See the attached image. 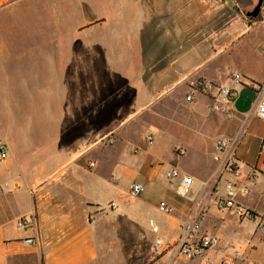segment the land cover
<instances>
[{
  "label": "crops",
  "instance_id": "obj_1",
  "mask_svg": "<svg viewBox=\"0 0 264 264\" xmlns=\"http://www.w3.org/2000/svg\"><path fill=\"white\" fill-rule=\"evenodd\" d=\"M43 1L0 0V141L9 150L8 158L0 160V264H149L158 255L156 240L174 241L183 224L202 212L203 232L218 235L221 249L238 250L264 264L256 258L257 252H264V233L252 221L220 209L218 193V184L226 186L232 178L223 169L225 161L238 160L243 177L255 168L260 175L243 202L264 216V120L258 116V103L226 117L211 111L206 96L187 103L182 93L195 76L226 84L232 70L240 71L248 83L264 82V69L256 74L254 56L256 36H264V0L173 3L176 12L193 22L203 17L211 24L202 35L191 23L183 34L175 25V32L165 35L163 29L155 35L161 46L146 44L140 60L149 75L143 81L149 97L136 106L130 102L126 123L95 139L86 136L85 124L79 125L83 106L70 107L51 87L37 92L33 54L20 49L19 17ZM246 89L256 95L251 85L242 92ZM237 104L238 99L234 107ZM183 113L195 124L190 137L201 143L206 136L210 154L209 160L191 169L181 165L190 148L188 135L162 127L166 121L177 122ZM141 122L162 123L148 131L155 134L154 144L133 141L135 125ZM219 138H228L231 145L215 161ZM167 153L171 162L165 160ZM127 165L136 171L130 172ZM171 168L193 177L186 196L177 190L181 179L167 181L165 172ZM134 183L144 187L137 197L130 192ZM163 201L174 209L172 214L159 211ZM152 211L159 218H153ZM22 218L28 224L20 228L17 222ZM151 222L159 233L152 231ZM220 255L207 253L202 258L213 261ZM175 257L187 261L171 251L153 264H176Z\"/></svg>",
  "mask_w": 264,
  "mask_h": 264
},
{
  "label": "rangeland",
  "instance_id": "obj_2",
  "mask_svg": "<svg viewBox=\"0 0 264 264\" xmlns=\"http://www.w3.org/2000/svg\"><path fill=\"white\" fill-rule=\"evenodd\" d=\"M186 1L45 0L33 5L26 17H19V33L20 49L33 54L37 92L43 87H51L54 92L68 99L70 107L83 106L82 116L78 117L79 125L85 124L86 136L95 139L107 135L110 130L124 123V115L131 106L130 102L133 101V106H136L149 97L143 91V81L149 75L143 70L140 61L146 44L155 46L159 41L154 40V37L157 38L155 35L161 34L163 29L162 34L175 32L172 31L175 25H180L183 34L191 23L195 32L202 35L211 24L203 17H198L193 22L192 18L181 15L182 11L180 13L174 10L173 3ZM88 24L90 26L83 29ZM136 34L140 38L133 40L131 35ZM145 37H150L151 41H147ZM263 40V35L256 36V74L264 69V50H261L264 48ZM186 91L187 87H183L184 97ZM256 100L257 96L246 89L239 95L235 109L239 113L249 111ZM41 105L38 101L37 108L40 109ZM119 105L124 106L119 108ZM178 118L177 122L166 121L163 126L162 123H136L132 139L138 140L139 145H144L143 137L151 127L161 126L167 131L188 135L186 141L190 148L183 156L181 165L185 169H191L195 164L209 160L206 136L201 143H195L190 137L195 124L189 121L187 113ZM169 123H174V126ZM39 130L43 131L44 128L40 126ZM109 141L110 139L106 140L107 143ZM165 158L167 162L173 159L168 153ZM127 168L132 173L136 171L131 165H127ZM167 181L171 183L173 180ZM224 192L225 182L221 181L218 184L221 199ZM151 216L159 218L153 211ZM245 233L249 234L247 231ZM218 252L219 250L210 251L208 255ZM163 255H157L154 262ZM218 257L220 258L213 261H205V258L180 261L175 257L174 262L218 264L222 256ZM258 257L264 262V252H257L256 258Z\"/></svg>",
  "mask_w": 264,
  "mask_h": 264
},
{
  "label": "built area",
  "instance_id": "obj_3",
  "mask_svg": "<svg viewBox=\"0 0 264 264\" xmlns=\"http://www.w3.org/2000/svg\"><path fill=\"white\" fill-rule=\"evenodd\" d=\"M251 85L256 90L258 103V116L264 120V82L256 84L254 82H246L244 75L238 70H232L229 74L228 82L226 84L218 85L213 81L195 76L187 84L188 90L185 94L187 103L196 101L198 95L206 96L210 101L211 111L222 114L226 117H231L235 112V103L245 88ZM155 134L148 132L145 134L144 140L148 145L155 142ZM231 142L228 138H219L215 145L214 160L220 161L221 156L230 147ZM178 151V150H177ZM137 152V149H135ZM9 156L8 146L5 142L0 141V160H5ZM264 156V140L260 146V157ZM91 163V166H94ZM224 171L232 178L226 183L225 192L222 199L219 200V207L224 211H228L236 215L240 219L252 221L257 225V229L264 233V216H258L254 211L248 208L243 200L247 199L251 194V186L256 182L257 170L252 169L251 173L243 177L241 167L238 160L225 161L223 165ZM167 179H181L178 185V193L186 196L194 181L192 176L184 175L180 169L171 168L165 172ZM209 184L207 182L203 183ZM144 191L141 184L134 183L130 187L131 195L134 197L139 196ZM159 211L163 214L170 215L174 209L163 201L159 204ZM204 213L191 222H185L182 226V232L179 237L174 241L156 240L155 251L158 255H162L171 251H176L184 260L200 259L207 255L210 251H217L221 254V259L218 264H257L256 262L246 258L244 254L238 250L229 251L228 249H221L220 238L218 235L206 234L202 230L204 221ZM28 220L22 218L18 220L17 225L20 228L27 226ZM152 231L159 233L158 226L151 222ZM26 242L31 244L32 239H26Z\"/></svg>",
  "mask_w": 264,
  "mask_h": 264
},
{
  "label": "trees",
  "instance_id": "obj_4",
  "mask_svg": "<svg viewBox=\"0 0 264 264\" xmlns=\"http://www.w3.org/2000/svg\"><path fill=\"white\" fill-rule=\"evenodd\" d=\"M150 264H152V263H150Z\"/></svg>",
  "mask_w": 264,
  "mask_h": 264
}]
</instances>
